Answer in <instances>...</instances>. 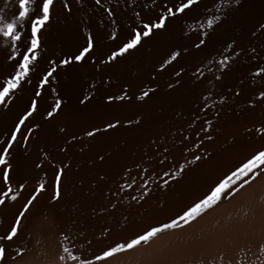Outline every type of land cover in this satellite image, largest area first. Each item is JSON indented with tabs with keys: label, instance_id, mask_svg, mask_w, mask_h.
I'll return each mask as SVG.
<instances>
[{
	"label": "bare ground",
	"instance_id": "bare-ground-1",
	"mask_svg": "<svg viewBox=\"0 0 264 264\" xmlns=\"http://www.w3.org/2000/svg\"><path fill=\"white\" fill-rule=\"evenodd\" d=\"M182 2L53 0L30 78L0 103V155L8 161L0 169H9L7 184L0 172V196L8 192L0 237L21 211L36 226L31 247L15 249L19 257L8 264H80L65 247L93 264H264V172L227 186L193 218H177L190 197L264 135V99H257L264 91V0H199L168 17L167 7ZM17 14L16 0H0V27L14 23L21 35L17 46L0 35V84L15 75L30 37ZM161 16L162 29L108 60L143 23ZM89 40L90 52L77 63ZM57 185L60 195L52 200ZM47 219L56 233L44 229ZM173 220L171 230L145 245L96 260ZM19 240L0 239L2 258L13 257L9 246Z\"/></svg>",
	"mask_w": 264,
	"mask_h": 264
},
{
	"label": "snow or ice",
	"instance_id": "snow-or-ice-1",
	"mask_svg": "<svg viewBox=\"0 0 264 264\" xmlns=\"http://www.w3.org/2000/svg\"><path fill=\"white\" fill-rule=\"evenodd\" d=\"M79 2V0H78ZM199 0H187V2H182L179 4L175 10H173L172 7H167V15L168 17H172L174 15H179L181 13H184L186 10H191V8L194 5H197ZM96 4H100V0H95ZM53 5V0H16V7L18 10V14L16 18L19 21H27V26L30 31V37L25 36V48L26 52H22L20 55L22 56V59H17L16 64L13 65L15 75H13L10 79H7L3 84H0V103H3L5 97L9 95L10 92H14L17 90L18 86L21 85V81H24L26 78H30V65H33V62L37 61V56L35 55V51L38 47V39L37 35L41 31V27L46 24V22L50 19V9ZM102 6V5H101ZM68 6L65 5V8ZM32 9L30 12L29 10ZM107 11V9H105ZM108 15L111 16L112 13L108 12ZM35 17V18H33ZM165 17L161 16L158 18V22H145L142 24V30L140 32H135V34L121 47H119L118 51H115L112 53L111 56L108 57L109 61L115 60L119 56H123L126 53H128L130 50L135 49L140 43H141V35L144 37H148L153 29H162L165 26ZM209 26H211V21H209ZM135 31V30H134ZM0 35L5 37L6 39H10L13 46H17V42L21 40V35L19 34V29L14 23H6L2 27H0ZM30 40V46L28 41ZM204 41L201 40L200 44H197L196 47H200L201 44H203ZM92 48V42L89 40L88 46L85 47L78 55L74 57L75 61L79 63L82 58H84L85 54L90 52ZM31 54V56L29 55ZM178 53H173L171 56V60H175ZM171 60L166 61V63H170ZM68 61H62L61 64H67ZM224 63H227L225 61ZM16 65H18V69L16 68ZM52 75V72H48L47 75L43 78V80L40 81L41 84L44 83L50 76ZM179 75V73H177ZM259 75V73H257ZM171 87V85H169ZM41 93L36 92L35 95L39 96ZM149 95L148 92H144L141 96L137 97V99L143 100L145 97ZM120 98V97H118ZM109 101L112 100V97L108 98ZM122 99H127V97H122ZM257 99H264V91H261L259 93V96ZM81 103H84L82 100ZM60 106L59 101L56 102V108ZM31 107L33 112L36 110V102H31ZM28 115H32V112H29ZM53 115V112H48V116L51 117ZM25 117L24 119H26ZM24 119L20 120V123H24ZM139 122V121H138ZM19 127V125H17ZM116 124L109 123L107 125V128H115ZM107 129H105L106 131ZM204 131H207V129H204ZM88 136H93L94 133L89 131L87 133ZM13 138L14 135H13ZM212 137L209 136L208 139H211ZM11 145L9 144V148ZM9 148H4L3 152L7 153L9 151ZM196 160H199L200 157L197 156L195 158ZM8 165V161L5 159L4 155H0V166H6ZM254 169H260L261 171H264V150L258 151L257 153L253 154L250 159H248L245 163H243L236 171L231 173V177H235L238 175H247L248 173L254 174ZM8 167H3L0 169V172H2L3 176L5 177L4 183H8ZM165 176L169 175V173L165 172ZM175 174H173L174 176ZM229 177V179H231ZM57 182H59L60 177L57 176ZM227 181H222L218 186L212 190L211 195L207 196L204 200L200 201L199 203H196L193 207L189 208L187 211L183 213L182 216L179 217L181 221H186L191 218H193L195 215L198 214L199 210L202 207H205L212 202H214L217 197L220 195L222 191L225 190ZM247 183V181H245ZM37 191H43V188H38ZM59 190L58 185L55 191V194L52 196V200H57L59 198ZM8 196V192H4L3 196H0V205H3L5 203V198ZM11 199H15V197H12ZM35 197H32L28 200L27 204L24 205L25 211L28 210V205H31ZM20 216H24V212L20 213ZM20 223L19 217L16 219V223L10 226V231H7L3 237H0V239H6L8 241H11L14 237L18 235V225ZM177 224L176 220H173L171 223L164 224L162 227H152L150 230L146 231L142 235H138L136 238L131 239L130 241L126 243H117L114 246L110 247L108 250H105L102 252V255H97L96 260H103L106 258H109L113 256L114 254L122 251H126L129 249H132L133 247L143 243H147L150 238L154 237L157 233H160L166 229L172 228ZM64 239H67L65 236ZM63 252L67 254V258L71 259L72 261H80V264H93L92 260L84 258L81 259V257L73 255L72 252L67 248H63ZM3 256V249H0V258ZM60 260H64L65 256H60Z\"/></svg>",
	"mask_w": 264,
	"mask_h": 264
},
{
	"label": "rangeland",
	"instance_id": "rangeland-1",
	"mask_svg": "<svg viewBox=\"0 0 264 264\" xmlns=\"http://www.w3.org/2000/svg\"><path fill=\"white\" fill-rule=\"evenodd\" d=\"M260 137H262V138H260ZM260 137H258V139H256L255 141H254V143H252V144H248V146L247 147H245L243 150H242V154H240V158L238 157L237 158V160L236 161H233V163L232 164H229V166L227 165V167L228 168H226V166L225 167H223V168H226V169H223L222 168V170H223V172H222V170L220 171L221 172V174H219L216 178H215V180L212 182V183H210V185L209 186H206L204 189H203V191L202 190H200L196 195H194V196H192V197H190L187 201H186V203L183 205V207H182V210L178 213V217L177 218H179L180 216H182L183 215V213L185 212V211H187L189 208H191V207H193L196 203H199L200 201H202V200H204L207 196H209V195H211V193H212V190L213 189H215L217 186H218V184H220L222 181H227V183H226V187H225V189H227V186L229 187V186H231V185H233L234 183H239L242 179H240V178H243V179H245V177H247V176H250V174L248 173L247 175H238V176H235V177H231V173L232 172H234V171H236L243 163H245L248 159H250L251 158V156L253 155V154H255V153H257L258 151H261V150H264V135L263 136H260ZM257 140H258V142H257ZM256 171V172H255ZM257 171H258V173H257ZM260 172V173H259ZM261 172H264V171H261L260 169H254V173H257L258 175H261L262 173ZM253 173H251V175H252ZM229 177H231V179H229ZM254 179V178H253ZM240 180V181H239ZM252 180V179H251ZM250 180V181H251ZM229 181V182H228ZM239 181V182H238ZM233 183V184H232ZM143 194H145V193H143ZM148 194V193H147ZM145 194L146 195V197H148V195L150 194ZM143 198H141V199H143V201H140L141 202V204L142 203H146V200L148 199V198H145L144 197V195L142 196ZM224 201V200H223ZM223 201H220V204H221V202L223 203ZM225 202V201H224ZM21 212H23V211H21ZM21 212H19V214H17V216L16 217H19V219H20V221H22V223L20 224V225H18V235L15 237L16 239H17V237H18V239H20L21 241H22V243H21V241L19 240V241H17V243L16 244H14V246H13V244H12V246L10 247L9 246V249L10 250H12L11 252H15L16 250H19V252H20V249H21V251L22 250H26V249H28V247H31V244H32V242H31V236H32V233H33V231L36 229V226H35V224L33 223V220H32V218L30 217V215H27V214H24V216L25 215H27V216H25L26 217V219H27V221L26 222H24L25 221V217H21L20 216V213ZM16 219V218H15ZM48 220V219H47ZM29 221V222H28ZM15 223H16V221H14ZM12 223V224H15V223ZM33 223V224H32ZM21 227V228H20ZM23 227V228H22ZM43 227H45L44 229L45 230H47L48 232H51V233H56V231H57V229H56V226H55V224L52 222V221H50V220H48V223L45 225V226H43ZM48 228V229H47ZM34 229V230H33ZM19 230H20V232H19ZM33 230V231H32ZM167 230V229H166ZM168 230H171V229H168ZM28 233V234H27ZM30 234V235H29ZM161 234V232L160 233H157L154 237H152V238H150L149 239V241L151 240V239H153V238H155V237H157L158 235H160ZM29 235V236H28ZM28 236V237H27ZM30 237V239H28ZM25 238V239H24ZM28 240H27V239ZM26 240H27V242H26ZM26 242V244H25V242ZM148 241V242H149ZM29 242V243H28ZM147 242V243H148ZM25 244V246H24V244ZM146 243H141V244H139V245H137V246H135V247H139V246H143V245H145ZM17 247V248H16ZM26 247V248H25ZM1 249H4V246H1L0 247ZM20 248V249H19ZM16 249V250H15ZM10 250H8V251H10ZM15 250V251H14ZM18 252V251H17ZM17 252H15L14 254H13V257H15V258H13L12 257V255L8 258V257H6V258H8V260L7 259H5L4 257L3 258H1L0 259V261L3 259V261H1L0 262V264L2 263V264H8V262H10L11 260L13 261V260H15L17 257H19V256H15V254L17 253ZM106 259H108V258H106ZM6 262H5V261ZM97 262V261H96Z\"/></svg>",
	"mask_w": 264,
	"mask_h": 264
}]
</instances>
